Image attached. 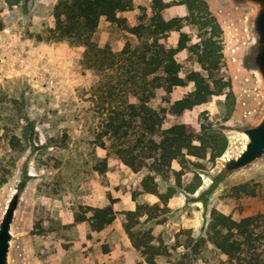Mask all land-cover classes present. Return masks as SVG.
<instances>
[{"label":"rangeland","instance_id":"rangeland-1","mask_svg":"<svg viewBox=\"0 0 264 264\" xmlns=\"http://www.w3.org/2000/svg\"><path fill=\"white\" fill-rule=\"evenodd\" d=\"M155 0H134L123 13L131 25H139L154 13ZM170 7L165 19L188 17L187 31L193 42L213 38L223 49L220 74L232 88L182 115L168 114L163 128L186 123L198 133L223 135L229 145L216 161L187 157L175 161L182 173L169 180L158 177L160 190L175 188L169 212L147 222L155 243L166 247L169 256L158 264H229L228 257L207 240L214 211L235 220L256 218V247L247 258L264 264V159L213 186L226 159L236 157L245 145L240 128L255 122L263 108L256 75L248 66L246 19L248 10L236 0H202L190 15L186 0H163ZM59 0H0V215L18 185L27 179L23 201L16 219V264H102L103 253L117 250L120 264H147L133 246L118 218L105 231L91 229L89 222H76L78 214L90 215V207L113 204L119 212L135 210L137 204H155L156 195L134 199L147 171L134 172L118 157L96 143L102 113L95 101V88L103 74L83 64L84 47L67 41H40L55 26L54 8ZM216 17L221 33L208 25ZM2 27L4 29H2ZM217 33H216V32ZM179 34L171 32L163 41L177 46ZM101 47L121 52L128 42L140 39L102 18L94 35ZM185 71L198 69L196 56L183 51L177 56ZM194 86L177 87L166 95L156 93L152 105L167 107L166 98L178 100ZM108 158V169L96 167ZM198 244V245H197Z\"/></svg>","mask_w":264,"mask_h":264},{"label":"trees","instance_id":"trees-1","mask_svg":"<svg viewBox=\"0 0 264 264\" xmlns=\"http://www.w3.org/2000/svg\"><path fill=\"white\" fill-rule=\"evenodd\" d=\"M184 3L190 15L200 7L199 4L206 5L204 12L210 15L205 1L186 0ZM170 6L163 0H155L153 15L133 26L123 13L134 7V0H59L53 13L55 26L49 29L47 38L38 37L40 41H67L71 46L85 48L82 64L103 74L94 91L95 101L103 114L96 143L134 172H148L141 182V190L134 193V199L153 194L160 200L155 204H137L135 210L119 213L112 203L105 207H90V215L78 214L76 222L87 221L93 231L101 232L120 218L133 246L147 264H158L159 257L170 255L166 247L155 243L152 228L144 229L147 222L167 215L169 201L175 194V188L161 192L157 178L169 180L176 176L180 182L182 173L173 168L175 161L185 165L188 156L202 160L209 157L216 161L229 145L225 136L207 133L206 128L200 133L186 123L163 128L168 114L182 115L232 88L231 82L220 74L223 49L213 38L193 42L184 29L188 17L164 18L162 12ZM102 18L140 39L141 45L128 42L118 53L109 46H99L94 35ZM209 19L211 23L206 21L201 26L211 25L221 33L216 17ZM171 32L179 34L174 47L163 41ZM183 51L196 56L198 69L185 71L184 64L177 58ZM190 85L194 90L182 98L167 97V107L152 105L158 91L169 95L177 87ZM107 169L108 158H100L96 170L103 174ZM255 222L254 217L235 220L214 211L207 240L228 257L229 264H260L247 258L256 247Z\"/></svg>","mask_w":264,"mask_h":264},{"label":"water","instance_id":"water-1","mask_svg":"<svg viewBox=\"0 0 264 264\" xmlns=\"http://www.w3.org/2000/svg\"><path fill=\"white\" fill-rule=\"evenodd\" d=\"M238 5L248 10L246 34L248 37V66L256 75L263 108L254 123L240 128L245 145L236 156L226 159L213 186L217 187L233 174L244 171L264 159V0H236ZM27 179L18 185L6 208L0 215V264H16L15 227L23 201Z\"/></svg>","mask_w":264,"mask_h":264},{"label":"crops","instance_id":"crops-1","mask_svg":"<svg viewBox=\"0 0 264 264\" xmlns=\"http://www.w3.org/2000/svg\"><path fill=\"white\" fill-rule=\"evenodd\" d=\"M130 210H132V209H130ZM112 225V224H111ZM110 225V226H111ZM109 227V226H108ZM103 231H105V229L103 230ZM102 232V231H101ZM137 250V249H136ZM117 250H113L112 252H105V253H103V256L104 257H102V264H112V262L114 261V258H116V252ZM143 260H145V258L143 257ZM146 262V261H145ZM140 263H143V262H140ZM114 264H120V262L119 261H117L116 263H114ZM144 264V263H143Z\"/></svg>","mask_w":264,"mask_h":264}]
</instances>
